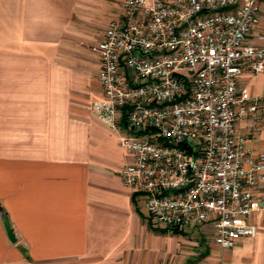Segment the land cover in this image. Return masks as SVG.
<instances>
[{"label":"crops","instance_id":"0c3cea01","mask_svg":"<svg viewBox=\"0 0 264 264\" xmlns=\"http://www.w3.org/2000/svg\"><path fill=\"white\" fill-rule=\"evenodd\" d=\"M124 1L0 0V264H264V210L256 236L222 249L209 225L159 226L126 186L124 123L90 109L103 98L91 46ZM240 83L264 99V72ZM238 128L264 151V123Z\"/></svg>","mask_w":264,"mask_h":264},{"label":"built area","instance_id":"2783aa9c","mask_svg":"<svg viewBox=\"0 0 264 264\" xmlns=\"http://www.w3.org/2000/svg\"><path fill=\"white\" fill-rule=\"evenodd\" d=\"M264 0H125L104 38L103 98L91 112L119 130L120 174L159 225H209L233 248L264 210V151L238 124L264 123V99L240 80L264 72Z\"/></svg>","mask_w":264,"mask_h":264},{"label":"trees","instance_id":"16d2710c","mask_svg":"<svg viewBox=\"0 0 264 264\" xmlns=\"http://www.w3.org/2000/svg\"><path fill=\"white\" fill-rule=\"evenodd\" d=\"M162 231L164 230V231H166V230H168V229H166V228H160ZM171 230H173L174 232H178L179 231V228H173V229H171Z\"/></svg>","mask_w":264,"mask_h":264},{"label":"water","instance_id":"95a60500","mask_svg":"<svg viewBox=\"0 0 264 264\" xmlns=\"http://www.w3.org/2000/svg\"><path fill=\"white\" fill-rule=\"evenodd\" d=\"M4 220L6 221V223H7V226H8V228H9V223H8V220H7V217H6V215H4Z\"/></svg>","mask_w":264,"mask_h":264}]
</instances>
